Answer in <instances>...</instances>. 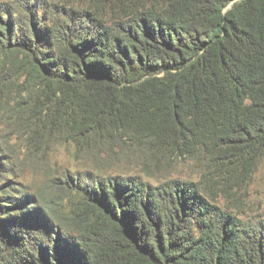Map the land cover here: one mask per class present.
I'll list each match as a JSON object with an SVG mask.
<instances>
[{
    "label": "trees",
    "instance_id": "obj_1",
    "mask_svg": "<svg viewBox=\"0 0 264 264\" xmlns=\"http://www.w3.org/2000/svg\"><path fill=\"white\" fill-rule=\"evenodd\" d=\"M11 8L5 138L17 156L70 145L96 165L56 208L0 183V264H264V214L248 213L264 169V0Z\"/></svg>",
    "mask_w": 264,
    "mask_h": 264
},
{
    "label": "rangeland",
    "instance_id": "obj_2",
    "mask_svg": "<svg viewBox=\"0 0 264 264\" xmlns=\"http://www.w3.org/2000/svg\"><path fill=\"white\" fill-rule=\"evenodd\" d=\"M16 1L18 0H0V10L5 7L11 8ZM14 146L15 142L6 139L4 129L0 128V183L5 182L4 185L11 186L16 191L14 194L8 192V196L18 198L17 195H27L28 201L46 203L56 208V204L64 201L65 186L72 182L71 177L95 171V160L77 159L70 145L55 146L38 158L27 156L25 150H23L25 153L22 151L17 156ZM120 160L124 162L122 165L128 172L139 171L135 161L121 158ZM6 173L8 176H5ZM249 195L253 202L252 206L248 207L249 215L251 217L263 215L264 169L259 170L249 189Z\"/></svg>",
    "mask_w": 264,
    "mask_h": 264
}]
</instances>
